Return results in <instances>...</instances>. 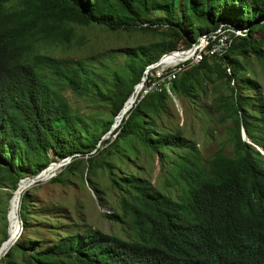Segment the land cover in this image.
<instances>
[{"label": "trees", "instance_id": "1", "mask_svg": "<svg viewBox=\"0 0 264 264\" xmlns=\"http://www.w3.org/2000/svg\"><path fill=\"white\" fill-rule=\"evenodd\" d=\"M222 24L246 32L231 37L223 56L187 63L160 91L139 94L114 138L97 147L147 66L189 49ZM89 26L160 38L123 49L120 72L110 71L113 84L103 94L97 85L105 83L103 64L48 53L78 46L77 28ZM35 46L47 53L34 54ZM255 69L264 79V0H0V189H9L11 177L17 180L0 208V246L18 182L68 157L50 183L65 186L84 167L83 182L103 201L92 180L103 170L118 192L119 210L104 217L125 233H79L72 226L46 244L27 237L47 215L26 190L18 208L20 236L0 264H264V157L255 148L264 151V86ZM216 82L225 84L228 96L207 95ZM64 89L77 98L97 97L106 115L85 122ZM172 95L209 118V106L199 104L208 99L219 121L230 124L211 156L202 158L194 141L160 121ZM242 130L255 147L242 140ZM141 151L159 162L163 190L136 174H118Z\"/></svg>", "mask_w": 264, "mask_h": 264}, {"label": "rangeland", "instance_id": "2", "mask_svg": "<svg viewBox=\"0 0 264 264\" xmlns=\"http://www.w3.org/2000/svg\"><path fill=\"white\" fill-rule=\"evenodd\" d=\"M76 32L81 38L78 46H74L65 53H61L58 50H52L48 53L51 56H59L64 60L86 58L93 60L97 64H103L104 66L100 74L105 83L100 81L97 83L99 90L103 94H106L113 84V75L110 71L115 69L120 72L124 58L121 54L123 49L145 45L160 38L158 35H146L140 32H109L96 26L77 28ZM33 53L44 55L47 53V49L35 46ZM95 66L99 67L98 65ZM105 66L109 71L104 69ZM255 67L258 69V66L253 64V69ZM158 70H161V68L151 70L149 77H151V73L155 74ZM255 71L258 74L260 84L264 86V79L260 71L258 72L256 69ZM231 86H233V83H231ZM208 88L207 95L211 98L229 95V89L226 88L224 83L216 82ZM63 94L72 110L76 115L82 116L85 122L89 121L92 117H103L107 113V107H105L104 102L95 96L94 99L77 98L68 89H64ZM139 94L141 95V92ZM204 103L209 106L211 113L209 118L202 115L199 112L200 109H196L194 105L191 106L185 99L172 95L171 99L167 100L166 115L160 121H163L166 127L179 130L184 137L194 141L196 149L201 157L205 159L218 149L220 143L224 142L225 128L230 124L219 121L218 112L215 107H210V100L203 99L199 102L200 105ZM118 120H114V122L118 124ZM115 128L117 126L113 123L111 129L102 137L97 147L100 146L102 141L114 138L113 130ZM141 152L137 160L124 164L118 174H136L147 179L151 185L159 190H163V176L160 177L159 162L153 155H146L143 151ZM51 157L54 158L52 155ZM61 169L59 168L48 181L41 182L27 189L34 197L35 209L43 210L47 215L44 223L35 222L34 226L28 229L27 237L38 238L46 244L54 240L57 234L63 233V230L68 231V228L75 226L79 233H82L84 229H91L107 235L124 238L125 233L122 231L121 226L104 217V215L119 212L117 205L118 192L109 187L107 173L99 170L96 176L92 177V180L96 182L101 190L103 201H100L88 187L87 183L83 182L87 173L84 167L79 170L77 176L70 177V183L65 186L50 183V180L60 173ZM16 181L15 177H11L7 182L9 189H0V208L6 206L8 194L11 193V189L15 186ZM9 220L8 229L10 235L11 213H9ZM19 227L22 229L21 225L17 226L15 223V230L12 234L14 236L13 238L11 237V246L20 236L21 230ZM3 229L4 224L0 220V242L3 239ZM71 230L68 233H72Z\"/></svg>", "mask_w": 264, "mask_h": 264}, {"label": "built area", "instance_id": "3", "mask_svg": "<svg viewBox=\"0 0 264 264\" xmlns=\"http://www.w3.org/2000/svg\"><path fill=\"white\" fill-rule=\"evenodd\" d=\"M245 32L246 30H237L227 24H222L216 31L200 36L198 38V45L184 62H178L177 64L173 62L164 63L165 58L170 57L176 52L164 54L158 63L146 67L141 97L149 92L160 91V85L170 83L185 64H197L202 61L204 56L208 58L223 56L230 47L231 37H243ZM181 51L178 50L177 52ZM155 68H161V70L156 71L155 74L151 73V77H149V72Z\"/></svg>", "mask_w": 264, "mask_h": 264}, {"label": "water", "instance_id": "4", "mask_svg": "<svg viewBox=\"0 0 264 264\" xmlns=\"http://www.w3.org/2000/svg\"><path fill=\"white\" fill-rule=\"evenodd\" d=\"M198 40L194 43V44H192L191 45V47L189 48V49H187V50H185V51H181V52H177V51H175L176 53H179V54H184V53H192L193 52V50H194V48L198 45ZM170 53H172V52H170ZM169 53V54H170ZM158 63V62H157ZM143 81H144V77L141 79V81L134 87V89H133V92L131 93V95L129 96V98L126 100V102L124 103V105H123V107H122V109L120 110V112H119V114L117 115V117L120 115V117L122 116V114H123V109H124V107L126 106V104L129 102V99L130 98H136V94H135V91H136V88L138 87V86H140V87H142V84H143ZM136 100V99H135ZM125 115V114H124ZM123 115V116H124ZM122 116V117H123ZM117 117L115 118V121H116V119H117ZM122 117H121V119H122ZM121 119H119V121H118V124H116L115 122H114V124H115V126H118L119 124H120V121H121ZM241 136H242V140L244 141V142H246L247 144H249V145H251V146H253V147H255L253 144H251L250 143V141L247 139V137H246V135H245V133H244V131L242 130L241 131ZM256 148V150L257 151H260V154L264 157V151L263 150H261V149H259L258 147H255ZM70 158L71 157H68V158H66L65 160H62L60 163H51L47 168H45L43 171H41L37 176H35L34 178H32V179H24V180H20L19 182H18V185H17V189L15 190V192H13V194L14 193H17V200H18V197H19V193L23 190V191H26L27 189H29V188H31L32 186H35V185H37V184H39V183H41V181L43 180V177L45 176V174H46V172H47V170L51 167V166H53V165H56V166H58L59 168H61V167H63V166H65L66 164H68L69 162H70ZM54 175H51V177H53ZM17 200H16V203H15V206H17ZM10 205H11V199H10V202H9V210H8V212H7V216H6V219H7V226H9V222H10V220H9V213H10ZM18 218H19V215H18ZM19 222V226L21 225L20 224V221H18ZM20 228V227H19ZM20 230H21V228H20ZM17 233V232H16ZM20 234V233H19ZM10 239H9V229H8V227H7V239L1 244V246L4 244V243H6L7 241H9ZM13 245V244H12ZM1 246H0V259L8 252V251H2L1 250Z\"/></svg>", "mask_w": 264, "mask_h": 264}, {"label": "bare ground", "instance_id": "5", "mask_svg": "<svg viewBox=\"0 0 264 264\" xmlns=\"http://www.w3.org/2000/svg\"><path fill=\"white\" fill-rule=\"evenodd\" d=\"M191 53H184V54H179V53H175V54H172L170 57H167L164 59V63H168V62H173L175 64H177L178 62H184L185 60H187L189 57H190ZM142 91V87L138 86L136 88V91H135V94H136V98L137 96L139 95V93ZM135 98V99H136ZM135 99L134 98H130L129 99V102L126 104V106L124 107L123 109V114L122 116L127 112L129 111L134 102H135ZM121 116V117H122ZM120 115H119V119H121ZM119 121V120H118ZM264 153V152H263ZM56 163V162H55ZM59 169L58 166L56 165H53L51 166L45 176L43 177V180L41 182H46L48 181L50 178H51V175H54L55 172ZM24 191L22 190L20 193H19V197H18V200H17V193H14L12 199H11V205H10V213H11V228H10V235H9V241H7L6 243H4L1 247V250L2 251H8L10 249V246H11V241H12V234H13V231L15 230V223L17 224V226H19V218H18V208H19V201H20V197H21V194L23 193ZM16 200H17V206H15V203H16ZM12 237V238H11Z\"/></svg>", "mask_w": 264, "mask_h": 264}]
</instances>
